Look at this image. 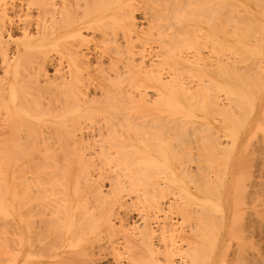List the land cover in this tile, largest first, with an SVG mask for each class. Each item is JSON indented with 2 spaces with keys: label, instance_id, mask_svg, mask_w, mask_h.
I'll return each instance as SVG.
<instances>
[{
  "label": "bare ground",
  "instance_id": "6f19581e",
  "mask_svg": "<svg viewBox=\"0 0 264 264\" xmlns=\"http://www.w3.org/2000/svg\"><path fill=\"white\" fill-rule=\"evenodd\" d=\"M203 1L0 0L1 264H264V0Z\"/></svg>",
  "mask_w": 264,
  "mask_h": 264
},
{
  "label": "rangeland",
  "instance_id": "374dc122",
  "mask_svg": "<svg viewBox=\"0 0 264 264\" xmlns=\"http://www.w3.org/2000/svg\"><path fill=\"white\" fill-rule=\"evenodd\" d=\"M204 1H205V2H204ZM204 1H203V2H204V3H203V7H208V10H206V11H208V13H209V11L211 10V12H210V16L207 15V13H206L207 16L204 15V12H205V11H203V14H202V15H204V16L207 17V18L204 17V18H203L204 21L202 22V27L204 28V29H203V31H204V32H203V40H204V39L207 40V39H209V38L207 37V36L209 35L208 32L211 33V32L213 31V27L211 28V26H213L214 23H215V25H216V23H217V18H215V20H214V18L211 17L212 14H213V16L215 15V17H217V14H216L217 9H216V6H215V4H216V0H204ZM213 2H215V3L213 4ZM204 9H205V8H204ZM213 12H214V13H213ZM241 16L244 17V14L241 13ZM208 17H210V19H208ZM244 18H245V17H244ZM242 19H243V18H242ZM207 20H209V24H211V26H210L209 24H206V23H208ZM210 20H211V21H210ZM213 20H214L215 22H214ZM204 22H205V23H204ZM203 24H204V25H203ZM215 25H214V27H215ZM255 25H256V24H255ZM207 26H208V27H207ZM209 28H210V29H209ZM207 29L210 30V31H208ZM205 32H206V33H205ZM212 33H213V32H212ZM253 34H255V35H253L252 38H253V37L256 38V36H257V38H259V40H257L258 45H259L260 43L262 44L261 41H263L262 39H264V38H261V37L263 36V33H262V32L260 33V36L262 35L261 37H258V36H259V32H256V33H253ZM210 36H211V35H210ZM212 36H213V34H212ZM210 39H211V37H210ZM213 39H214V37H213ZM213 39H212V41L214 42L215 40H213ZM208 41H209V40H207L206 43H205V42L203 43V44H205V45H204L205 48H204V47H203V48H204V49H207V48H209V47H210V48H209L208 51H207V50L202 49V47H201L202 51L200 50V51H201V54H200V55H201V57H202L203 59H207V58L209 57L208 59L211 60L212 58L215 57V55L211 54V53L214 51V50H213V49H214L213 47H214V44H215V43H214V44L211 43V42H210L211 40H210L209 42H208ZM209 43H210V44H209ZM203 44H202V45H203ZM208 44H209V45L212 44V45H213V47H212L213 49H211V46H209ZM253 45H254V44H253ZM210 50H211L212 52H211ZM207 52H210V54L207 53ZM213 53H214V52H213ZM214 54H215V53H214ZM212 56H214V57H212ZM204 57H205V58H204ZM210 57H211V58H210ZM256 136H259V137H257V138L254 137V138H252V139H250V140H251L252 142L258 140L257 142H260V143H261V142H262V137L260 136V133L257 134ZM260 137H261V141H259V140H260ZM258 138H259V139H258ZM256 139H257V140H256ZM250 140H249V141H250ZM249 141H246V142H245V145H244V146H245V147H244L245 149H244V152H243V155H246V152H247L249 157L247 156V157H245V158L243 157V158L245 159V163L248 162V161L246 162V159H251V163H250V161H249L248 164H249V165H250V164L253 165V166L251 167V169L253 170V168L255 169V168L257 167L256 165H258L259 157H257V156H258V155L260 156V154H262V152L260 153L259 150H261V149H259V150H257V153H255V152H254V150L256 151V149H254L255 147L252 148V150H251L250 148H248V147L250 146L249 144H251V143L248 144ZM251 141H250V142H251ZM263 142H264V141H263ZM197 143H198V142H197ZM246 143H247V144H246ZM253 143H254V144L251 145V146H256V145H255L256 142H253ZM189 144L192 145V142H190ZM262 144H264V143H262ZM262 144H261V145H262ZM247 145H248V146H247ZM261 145H259V144L257 143V146H260V147H261ZM193 146H194V144H193ZM251 146H250V147H251ZM247 148L250 149V150L245 151V150H247ZM253 149H254V150H253ZM250 151H251V152H250ZM193 152H194V151H193ZM253 152H254V153H253ZM251 157H253V158H251ZM254 158H255V159H254ZM253 159L257 161V162H256L257 164L255 163V161H254ZM252 160H253L254 162H253ZM194 162H195V165L193 164ZM194 162H192V165L196 166V161H194ZM255 166H256V167H255ZM244 167H246V165H245ZM248 167H249V166H248ZM193 170H195V169H193ZM135 213H136V212H135ZM132 215L135 216L134 213H133ZM134 218H135V217H133V219L131 218L132 220L130 219V221L134 222V221L137 220L136 218H135V220H134ZM133 220H134V221H133ZM132 222H131V223H132ZM136 222H137V221H136ZM136 222H135V224H137ZM138 223H139V222H138ZM184 225H186V224L184 223ZM181 233H182V232H181ZM184 233H185V234L183 235V238L186 236V232H184ZM187 235H188V233H187ZM186 237H187V236H186ZM177 239H179V241H178ZM177 239H176V240L178 241V245H180V246H181V249H183L184 246L182 247V245H183L186 241H185L184 239H183L184 241H182L181 238H177ZM186 239H187V238H186ZM180 240H181V243L183 242L182 244L179 243ZM187 241H188V240H187ZM186 243H187V242H186ZM186 243L184 244L185 246H186ZM180 246H179V247H180ZM106 258H108V260H106ZM106 258L104 257V259H102L101 262H102V263L104 262V264H108V262H111V259L109 260V258H111L110 256H108V257H106ZM103 260H104V261H103ZM106 261H108V262H106ZM0 264H1V263H0Z\"/></svg>",
  "mask_w": 264,
  "mask_h": 264
}]
</instances>
